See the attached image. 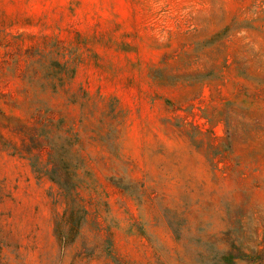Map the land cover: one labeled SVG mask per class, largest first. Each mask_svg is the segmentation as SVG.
I'll return each mask as SVG.
<instances>
[{"label": "rangeland", "instance_id": "rangeland-1", "mask_svg": "<svg viewBox=\"0 0 264 264\" xmlns=\"http://www.w3.org/2000/svg\"><path fill=\"white\" fill-rule=\"evenodd\" d=\"M0 264H264V0H0Z\"/></svg>", "mask_w": 264, "mask_h": 264}]
</instances>
